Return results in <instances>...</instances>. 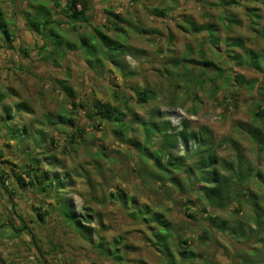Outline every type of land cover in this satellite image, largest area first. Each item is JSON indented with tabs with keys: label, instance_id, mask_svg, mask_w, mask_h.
<instances>
[{
	"label": "rangeland",
	"instance_id": "374dc122",
	"mask_svg": "<svg viewBox=\"0 0 264 264\" xmlns=\"http://www.w3.org/2000/svg\"><path fill=\"white\" fill-rule=\"evenodd\" d=\"M44 1L55 12V6ZM41 2L0 0L5 21L15 35L11 47L0 37V128L8 125L0 131V146L6 152L14 150L17 153L16 141L6 134L14 126L20 131L27 127L32 138L26 139L25 146L29 150L36 148L35 155L43 163L42 170L64 177L66 187L61 197L71 200L81 226L96 231L93 241L98 242V235L107 243L124 238L128 247L121 250L126 253L125 264H165V260L146 245V227L133 221L128 212L112 202L110 195L119 189L134 197L139 207L148 205L153 211L164 214L176 229L182 230L183 237L192 238V248H196L203 259H209L213 264H235L236 251L241 249L248 254L258 252L252 257L253 262L264 264L262 245L257 242L235 243L230 241L228 234L216 233L212 229L211 242L201 244L199 238L206 235L208 225L205 208L196 197L191 198L193 204L188 207L199 213V221L187 216L186 199L180 194H173L170 199L165 192L167 188L161 191L150 182L153 166L142 164L132 148L117 139L114 124H101L97 129L96 123L91 122L81 107L102 101L124 112L129 107L132 113L129 118L142 120L148 119L153 111L172 115L184 113L186 118L183 120L189 121L191 130L203 131L210 136L222 165L240 157L264 172V160L258 159L255 143L247 133L249 127L257 125L253 116L257 106L264 109V75L240 62L236 64L232 58L242 57L246 50L264 53V37L258 34L264 28V0L253 4L246 0H180L175 4L163 0H91V26L99 27L113 40H120L129 50V56L122 57L124 73L118 72L113 63L93 72L87 60L92 51L85 49L79 38L93 34L94 29L84 25L76 31L63 26L59 34L65 40L79 44L78 49L71 51L64 61L60 60L61 66L49 64L46 51H51L52 47L47 46L45 52L41 51L44 47L42 37L29 30L21 14L32 4L37 6ZM231 2L234 4H227ZM154 7L169 9V16L152 15ZM247 7L253 9L259 18L252 17ZM110 8L124 19L120 24L125 29L122 39L108 29L111 24L105 9ZM226 16L234 17L238 24L231 29L225 28L222 19ZM59 20L61 23L67 21L62 17ZM189 20L198 26L215 24L219 29L218 45L208 42L206 34L185 32L181 27H186ZM253 22L258 24L253 25ZM226 39H239L242 49L229 48ZM201 51L223 72L220 79L208 74L203 85L197 82L200 67L192 64L195 69L188 73L185 68L188 63H180L183 57L201 61ZM125 72L131 75L127 77ZM238 75L244 78V82L235 81ZM228 76L231 79L227 82ZM64 80L76 93V107H72L58 85ZM251 87H255L254 90ZM135 88L153 89L157 97L147 105L139 104L133 91ZM214 88L218 89L215 94ZM114 92L118 98L114 97ZM125 98H129L128 106L124 103ZM20 103L27 109L19 113L16 106ZM5 107H10L11 112H6ZM192 110L197 114H191ZM61 115L74 119L75 126L53 124L59 122ZM78 126L83 129L75 134L80 144L72 151L67 143ZM133 129L131 137L142 141L140 124ZM40 130L44 131L45 137L37 134ZM16 171L22 176L21 170ZM250 178L251 193L259 204V217L254 204L246 200L237 215L230 210L219 212L217 217L227 220L243 234L259 231L257 223L261 220L260 230L264 236V188L253 175ZM12 180L18 187L15 178ZM12 183L7 187L14 195L15 205L5 199L0 188V264H113L101 258L93 243L64 226L54 213V194L51 198L37 196L38 192L30 187L14 192ZM38 209L50 213L43 222L38 218Z\"/></svg>",
	"mask_w": 264,
	"mask_h": 264
},
{
	"label": "trees",
	"instance_id": "16d2710c",
	"mask_svg": "<svg viewBox=\"0 0 264 264\" xmlns=\"http://www.w3.org/2000/svg\"><path fill=\"white\" fill-rule=\"evenodd\" d=\"M10 1L15 2L17 0ZM163 1L175 4L180 0ZM48 2L55 6V12H53L52 8L48 7L47 2L42 0L41 4L37 6L32 4L28 10H23L21 14L24 15V20L29 30L42 37L44 47L41 51L45 52L47 46L52 47L51 51H48L49 53L46 51L48 54L46 61L53 66H61L59 61H64L71 51L78 49L79 44L75 45L65 40L59 32L63 30V26L65 25L74 31L83 25L91 26L89 12L93 10V6L91 0H48ZM246 2L253 4L260 2V0H246ZM227 4L232 5L234 2ZM225 5L224 3L223 6ZM246 9L252 17L259 18L253 9L248 7ZM33 10L35 13H32ZM105 14L109 17L108 22L111 24V27H108V29L118 33L121 39L124 38L125 29L120 25L124 19L120 15H116L112 8L105 9ZM151 14L160 18H167L169 16V9L154 7L152 8ZM60 17L67 21L61 23L59 20ZM222 23L228 29L238 24L234 17L229 16L224 17ZM186 24V27H181L185 32L193 35L206 34L208 42L215 46L218 45L219 40L217 39V34L219 29L215 24L207 23L198 26L192 20H189ZM252 24L257 25L258 23L253 22ZM91 27H93L94 33L81 36L79 41L85 49L90 48L92 51L91 56H88L87 60L93 72L102 70L106 64L110 65V63H113V67L122 73L124 71L122 57H126L129 54L127 47L120 40H113L108 37L99 27ZM144 33L146 34L147 32ZM258 34L264 37V28ZM0 37H3V41L8 47H11L15 37L14 33L10 31L8 23L5 21L1 8ZM52 38H54V41H52ZM225 43L229 48L242 49V44L239 39L232 41L226 39ZM201 55V61H193L188 57H183L180 63H188L185 66L188 73L192 69H195V67H192V64L202 69L199 70V75L197 76V82L200 85L204 84V78L208 74H211L212 78L220 79L223 76L221 67L213 61L206 59L202 51ZM232 58L236 64L240 62L242 66H247L256 73L264 75V53L255 54L251 50H246L243 52L242 57ZM124 75L128 77L131 73L125 72ZM186 75L188 76V74ZM230 79L231 76H228L226 81L228 82ZM235 81L242 83L244 82V78L238 75ZM58 85L65 92L72 107H76L74 100L77 96L74 89L65 80L59 81ZM254 88L251 87V90H254ZM133 91L136 94L137 102L142 105L151 103L157 97L156 92L150 88H135ZM217 92L218 89L214 88L213 93L215 94ZM114 97L118 98V94H115ZM128 102L129 98H125L124 103L127 106L129 105ZM23 105V103H20L19 106H16L19 113L27 109ZM81 107L85 109L86 115L91 122L93 124L96 123L94 126L96 125L97 129L101 124H114L113 132L117 136V139L125 145L130 146L132 151L138 155L142 164H151L153 166V171L149 174L150 182L157 185L161 191L167 188L165 192L170 199L174 197L173 194H180L181 198L186 199L184 205H186V209L188 210L187 216L194 221H199V213L193 212L188 207L189 204H193L191 203V198L193 196L196 197V201L201 203L205 208L206 224L208 225L205 230L206 235L203 234L199 238L201 244L211 242V233L215 231L216 233L228 234L230 241L233 240L235 243L249 244L257 242L262 245L260 250L264 253V236L260 230L261 220H258L257 223L259 231H256L255 234H243L227 220L217 217L219 212H227L230 210H232L231 212L234 215H237L243 209L244 200L254 204L253 207L259 217L257 197L252 195V189L249 183L251 182L250 177L253 175L256 181L264 188L263 171L250 166L246 160L240 157L236 158L235 162H226L222 165V160L215 153L210 136L203 131L196 132L191 130L190 123L187 120H183L181 128L173 126L168 119L173 113H163L161 111L156 113L153 111L148 119L142 120L139 118L130 119L129 117L132 113L129 107L126 110L127 112H124L117 106L112 107L110 103H103L102 101H95L93 104L91 102L86 107ZM5 110L6 112H11L10 107H5ZM190 113L195 115L197 111L192 110ZM253 116L257 125L249 127L247 133L255 143L258 159L264 160V109L261 108V105L257 106V111ZM58 123L75 126L74 119L67 118L65 115H61L59 122L53 124L58 125ZM136 124H140L143 137L142 141L131 137V133L134 132L133 128ZM4 126L8 127L7 123L2 127ZM79 130L82 131V127H77V131L71 134V139L67 143L70 145L72 151L75 150V146L80 144L75 137V134ZM37 134L45 137V133L42 130L38 131ZM6 135L11 140L16 141L15 148L18 151L17 153L14 150L6 152L9 159L3 161L2 165L6 164L7 167L12 166L21 170L22 176L17 175V171H14V178L18 184L17 189L23 188L25 190L30 187L38 192L37 196L47 198H51L52 194H54V206L52 205L54 207V213L58 214L64 226L72 230L76 235L82 236L90 243H93L96 252L101 255V258L108 259L113 264H125L127 261L126 253L121 250H125L128 247L123 242L124 238H116L111 243H107L98 235V242L95 243L93 241V235H96V231L91 227L81 226V220L76 216L72 208L71 200L61 197L66 187L63 181L64 177L62 176L61 178L58 173L52 174L50 171L42 170L43 163L35 155L36 148L29 150L25 146L26 139L32 138L28 135L27 127H24L20 131L14 126L9 128L8 134ZM34 140L35 142L38 141L37 139ZM38 143L41 144V141H38ZM8 148L12 149L11 145H8ZM3 157H5L4 151L1 150L0 158ZM13 157L18 158V164L11 161ZM2 168L0 166V172L2 174L1 181L8 180L9 175L7 174L5 179L3 175L5 171L2 170V172ZM17 189L14 188V192ZM110 198H112V202L118 203L124 212H128L133 221L140 222L146 227L148 231L146 245L161 254L165 260V264H213L209 259H203L196 248H192L194 247L192 238L188 236L183 237L181 235L182 230L180 228L176 229L165 218L164 214L153 211L152 207L148 205L139 207L136 199L129 197L126 191L122 189H119L116 194H111ZM49 214L48 210L38 209L37 215L42 222ZM84 218L87 220L86 216ZM33 240L36 245L34 238ZM260 250L259 252H261ZM236 252L234 258L235 264H255L252 257L258 252H250L248 254L241 249ZM262 258L264 260V257Z\"/></svg>",
	"mask_w": 264,
	"mask_h": 264
},
{
	"label": "flooded vegetation",
	"instance_id": "af4514ba",
	"mask_svg": "<svg viewBox=\"0 0 264 264\" xmlns=\"http://www.w3.org/2000/svg\"><path fill=\"white\" fill-rule=\"evenodd\" d=\"M4 151V155H5V157H3V158H0V166H2V162L3 161H1V160H3V159H9V157H8V155L6 154V150H4V148H2V146H0V151ZM11 159V158H10ZM13 159H16V160H14L13 161ZM13 159H11V161L13 162V163H17L18 164V158L17 157H13ZM3 168L1 169V171L2 170H4L5 172V174L3 173V175H4V178L6 179V177H7V174L9 175V178H8V180H5V181H1V172H0V188H1V191H2V193H3V195H4V197H5V199H8L9 200V202H11V203H13L14 205H15V203H14V198H13V195H12V192H10L9 191V189H8V184L9 183H12V179L15 177V174H14V171H16V168H14V167H12V166H10V167H7V165L6 164H4L3 166H2ZM3 172V171H2ZM12 187H13V189L14 188H16L17 189V187L15 186V184H14V182L12 183ZM18 191H19V189H17ZM13 212V211H12Z\"/></svg>",
	"mask_w": 264,
	"mask_h": 264
},
{
	"label": "built area",
	"instance_id": "2783aa9c",
	"mask_svg": "<svg viewBox=\"0 0 264 264\" xmlns=\"http://www.w3.org/2000/svg\"><path fill=\"white\" fill-rule=\"evenodd\" d=\"M184 118H186L184 113L178 114V115L176 113L175 115H171V117H169L168 119L172 123L173 126L181 127L182 121Z\"/></svg>",
	"mask_w": 264,
	"mask_h": 264
}]
</instances>
